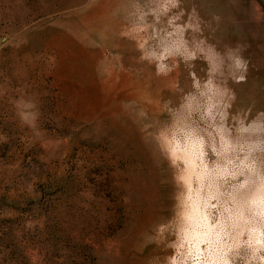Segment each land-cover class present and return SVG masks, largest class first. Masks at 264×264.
<instances>
[{"label":"rangeland","instance_id":"1","mask_svg":"<svg viewBox=\"0 0 264 264\" xmlns=\"http://www.w3.org/2000/svg\"><path fill=\"white\" fill-rule=\"evenodd\" d=\"M198 248L264 264V0H0V264Z\"/></svg>","mask_w":264,"mask_h":264},{"label":"bare ground","instance_id":"2","mask_svg":"<svg viewBox=\"0 0 264 264\" xmlns=\"http://www.w3.org/2000/svg\"><path fill=\"white\" fill-rule=\"evenodd\" d=\"M197 202V201H196ZM197 205V204H196ZM193 206L195 207V205L193 204ZM198 206V205H197ZM196 213V212H195ZM197 214V213H196ZM198 215H199V213H198ZM200 216V215H199ZM198 216V217H199ZM195 217L197 218V216L195 215ZM201 218V217H200ZM197 219H199V218H197ZM193 220V219H192ZM194 221V220H193ZM193 221H192V223H193ZM203 221V220H202ZM196 222V221H195ZM196 225V224H195ZM199 225V224H198ZM199 227V226H198ZM201 227V226H200ZM201 230V229H200ZM187 232V231H186ZM196 233V232H195ZM197 233H199V232H197ZM201 233V232H200ZM199 233V234H200ZM202 233H203V230H202ZM187 234H189V233H187ZM186 234V235H187ZM198 234V235H199ZM198 235H197V237H198ZM204 235V234H203ZM202 235V236H203ZM190 236H192V235H190ZM204 236H206V233H205V235ZM199 237H200V235H199ZM187 239V238H186ZM185 239V240H186ZM206 239V238H205ZM202 240V239H201ZM198 241V240H197ZM207 241V240H206ZM199 242V241H198ZM201 242V241H200ZM189 243V242H188ZM206 246V245H205ZM201 248V247H200ZM202 248H203V246H202ZM199 249V248H198ZM206 249V248H205ZM195 252V251H194ZM205 252V251H204ZM207 253V252H206ZM210 254V253H209ZM208 254V255H209ZM195 255V257H194V259L192 260V262H191V264H208L207 262H206V259H207V257H206V259H205V257L203 256V251L201 250V249H199L198 251H196V253L194 254ZM215 256V255H214ZM209 257V256H208ZM192 258V257H191ZM211 258V257H210ZM213 258V257H212ZM213 260H214V258H213ZM209 261V260H208ZM211 261V260H210ZM209 261V262H210ZM215 261V260H214ZM217 261V260H216ZM216 261L214 262V263H216ZM171 263L170 264H180L179 263V259H177V258H175V257H173V259L170 261ZM182 263V262H181ZM212 263H213V261H212ZM184 264V263H183ZM210 264V263H209Z\"/></svg>","mask_w":264,"mask_h":264}]
</instances>
